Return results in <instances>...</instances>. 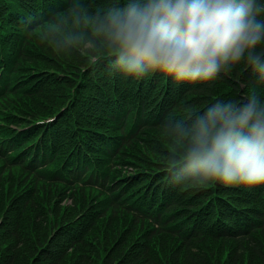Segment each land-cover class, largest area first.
<instances>
[{
	"label": "trees",
	"instance_id": "1",
	"mask_svg": "<svg viewBox=\"0 0 264 264\" xmlns=\"http://www.w3.org/2000/svg\"><path fill=\"white\" fill-rule=\"evenodd\" d=\"M119 3L0 0L1 114L6 120L23 124L60 111L53 125L55 132H49L47 139H41L40 131L36 137L13 130L0 132V264H65L64 255L71 247L77 251L82 248L80 243L67 244L68 219L63 221V217L70 206L63 203L62 195L46 187L50 170L43 166H51L60 156L91 84L97 96L91 99L83 121L89 126L94 124L100 97L105 99L113 84L124 77L119 73L113 82L115 54L97 30L100 19ZM127 82L153 87L159 102L158 119L143 120L142 129L123 118L122 135L134 136L129 147L134 146L136 135L151 133V129L168 134L167 125L174 119L203 109L214 100L239 99L250 95L251 87H257L264 99V82H257L251 71L243 68L196 87L174 83L160 74ZM44 88L51 89L49 98L42 96ZM26 98L31 101L25 105L22 101ZM76 137L85 139V144L91 139L81 132ZM51 143L56 146L54 152ZM144 144L141 158H150L152 152L166 158L156 160L154 155L148 163L140 160L139 166L132 156L123 165L131 166V173L122 172L117 177L124 180L123 188L110 199L111 207L103 215L110 218L107 225L119 224L122 219L129 222L128 227L107 232L101 229L97 248L83 245L80 257L72 264H180L181 258L188 264H264V187L176 184L168 174L171 155L176 152H170L171 142L149 137ZM115 151L109 144L99 147L98 156H113ZM84 152L77 146L75 158L81 160ZM145 170L151 173L146 172L144 178ZM27 172L34 177H26ZM138 180L147 185L132 203V188ZM74 205L77 207V200ZM165 237L179 245L167 247ZM207 240H235L237 246L230 249V258L224 261L215 253L210 257L197 249Z\"/></svg>",
	"mask_w": 264,
	"mask_h": 264
},
{
	"label": "clouds",
	"instance_id": "2",
	"mask_svg": "<svg viewBox=\"0 0 264 264\" xmlns=\"http://www.w3.org/2000/svg\"><path fill=\"white\" fill-rule=\"evenodd\" d=\"M112 68L193 87L233 70L264 82V0H120L99 21ZM176 184L264 186V99L221 98L167 125Z\"/></svg>",
	"mask_w": 264,
	"mask_h": 264
},
{
	"label": "rangeland",
	"instance_id": "3",
	"mask_svg": "<svg viewBox=\"0 0 264 264\" xmlns=\"http://www.w3.org/2000/svg\"><path fill=\"white\" fill-rule=\"evenodd\" d=\"M97 30L95 31L96 34H98ZM249 89H250L248 91L249 94L254 93L259 98L262 99V96H261L259 89L257 87H251ZM158 136L161 137V139H163V140L165 139V140H169L171 142V144L168 145L170 152L176 151V149L173 146V142L171 140V137L166 132L164 133L161 130L151 129V133L147 132L145 134V137L141 138V140H139L135 144V146L131 149V152H133L132 156L135 157V163L137 165L140 166V164L138 163L140 160H144V161H146V163H148L152 160L151 157L152 158L154 157V155H155L154 152L150 153V156H151L150 158H148L147 155H145V159L141 158V156H139V153H143V150L145 149L144 143L149 139V137H155L158 139L159 138ZM161 158L165 159L166 156H164V154L159 155L158 153L155 155L156 160H160ZM142 166L145 167L144 165H142ZM188 196L189 195H187V197ZM109 219H110L109 216H106V217L104 216L98 220V222L90 229L88 237L86 238L87 241H83L82 243H80L82 246V248L80 250L77 251L75 249V247L74 248L71 247L68 255H66V254L64 255L65 264H72L73 262H75L77 260L78 257H80L81 251L83 250V245L86 244V245H88L87 247L91 248V249H93L94 247L97 248V245L101 240V238H99L98 232L101 231V229H103L105 232L110 231L111 229H114L115 227L119 230H122V229H126L129 225V222L127 220H125V222H123L122 219H120L119 224L114 223L112 225H107L106 222ZM44 233H45V228L42 232V235H45ZM163 243H165L167 245V247H169V246L174 247V245H176V244L179 245L175 239H171L170 237H165V239L163 240ZM236 246L237 245H236L235 240H225V241H223V240H220V241L207 240L197 249H199L200 252L208 254L210 257H213V254L215 253L217 256L223 257L224 261H227V259L230 258V249L232 250ZM161 251L162 252L165 251V248L163 245H162ZM178 263L188 264L185 262L184 258H181Z\"/></svg>",
	"mask_w": 264,
	"mask_h": 264
}]
</instances>
